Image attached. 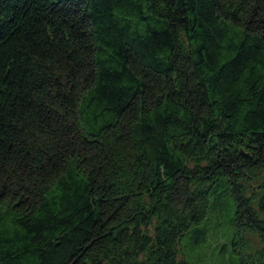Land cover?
I'll return each instance as SVG.
<instances>
[{
    "label": "trees",
    "instance_id": "trees-1",
    "mask_svg": "<svg viewBox=\"0 0 264 264\" xmlns=\"http://www.w3.org/2000/svg\"><path fill=\"white\" fill-rule=\"evenodd\" d=\"M217 234L264 264V0H0V264Z\"/></svg>",
    "mask_w": 264,
    "mask_h": 264
},
{
    "label": "rangeland",
    "instance_id": "rangeland-1",
    "mask_svg": "<svg viewBox=\"0 0 264 264\" xmlns=\"http://www.w3.org/2000/svg\"><path fill=\"white\" fill-rule=\"evenodd\" d=\"M259 181L260 179H258V182ZM252 183L254 184V182ZM248 238L252 247L258 245V240L255 236H248ZM221 244L223 243L217 234L213 236L211 241L203 246V249L196 256L188 248V252L193 256L190 264H228V258L230 256L227 255L226 257H223V254L221 253ZM233 261L235 262L234 264H238L235 259Z\"/></svg>",
    "mask_w": 264,
    "mask_h": 264
}]
</instances>
